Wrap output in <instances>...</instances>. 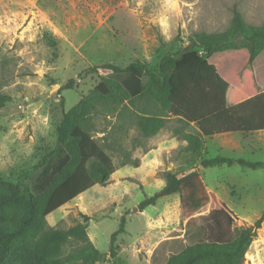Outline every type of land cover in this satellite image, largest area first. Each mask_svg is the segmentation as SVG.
<instances>
[{
	"label": "rangeland",
	"instance_id": "rangeland-1",
	"mask_svg": "<svg viewBox=\"0 0 264 264\" xmlns=\"http://www.w3.org/2000/svg\"><path fill=\"white\" fill-rule=\"evenodd\" d=\"M234 8L248 24L264 21V0H0V93L10 96L0 107V264H89L81 248L107 253L122 216L125 232L117 236V257L127 264H162L161 258L187 242L177 194L139 207L165 185L163 171L179 177L195 158L201 164V153L207 159L264 163V130L249 134L248 143L241 133L203 138L195 125L163 113L153 136L143 138L133 132L129 101L123 99L111 112L108 101L100 104L91 93L101 76L118 79L113 68L123 70L139 60L155 69L161 56L185 49L192 33L224 31ZM82 98L93 104L86 112L91 135L116 170L46 215L41 230L21 235L15 230L27 216L23 190L27 186L38 197L62 169L68 155L59 129ZM204 168L194 166L201 177L205 171L209 193L231 211V228L251 225L262 215L264 167ZM207 213L195 215L196 227L209 229L213 218L204 217ZM213 216L227 225L219 214ZM79 223L90 245L79 239L61 242L49 232ZM161 241L167 244L154 255ZM94 264L112 259L107 255ZM242 264H264V219Z\"/></svg>",
	"mask_w": 264,
	"mask_h": 264
},
{
	"label": "trees",
	"instance_id": "trees-1",
	"mask_svg": "<svg viewBox=\"0 0 264 264\" xmlns=\"http://www.w3.org/2000/svg\"><path fill=\"white\" fill-rule=\"evenodd\" d=\"M118 73V79L101 76L91 93L100 104L108 101L111 112L123 99L129 101L131 107L126 108L130 110L124 109L135 119L132 126L136 136L152 137L156 130L153 126L163 113L195 125L205 137L264 130V21L260 25L248 24L235 8L230 25L224 31L194 32L188 37L185 49L164 54L155 69L134 60L123 70L113 68L112 74ZM90 98L80 99L64 117L58 139L68 159L54 181L38 197L25 186L27 216L15 230L17 233L41 230L46 215L94 184L104 183L116 170L104 145L91 135L86 119L88 108L93 107ZM9 101V95L0 93V107ZM138 163L137 159L133 165ZM223 164H238L243 169L264 167L260 161L222 156L201 161L203 167ZM162 177L165 185L145 197L139 207L143 209L154 205L158 198L177 194L180 218L187 226L186 244L161 258L162 264H242L244 253L264 219V212L251 225L231 228V211L209 193L197 170L179 177L176 172L166 170ZM205 210L208 213L204 217L213 218L209 229L194 224L195 215ZM215 213L223 218L226 226L213 216ZM124 226L122 216L110 235L107 253H100L93 247L81 248L83 261L94 264L108 255L112 264H127L117 257L116 240L125 232ZM195 231L207 239L197 240ZM49 232L60 237L61 242L79 239L90 245L81 223L64 230L50 228ZM165 244L167 241H161L153 254Z\"/></svg>",
	"mask_w": 264,
	"mask_h": 264
},
{
	"label": "crops",
	"instance_id": "crops-1",
	"mask_svg": "<svg viewBox=\"0 0 264 264\" xmlns=\"http://www.w3.org/2000/svg\"><path fill=\"white\" fill-rule=\"evenodd\" d=\"M261 131H263V130H259V131H256V132H261ZM227 133H241V134H242V135H241V136H242V139L245 140V138H246V141L248 140V141H247V143H248V142H249V139H247V138L250 137L249 134H251L252 132H227ZM227 133H223V134H227ZM248 136H249V137H248ZM202 137L204 138L205 136H202ZM240 143H241V142H239V146H241ZM201 155H202V158H203V159H207V158H205V157L203 156V153H201ZM197 160H198V158H197V159L195 158V159H194V162H197ZM194 162H193V165L191 164L192 162L188 164V166H191V167H192V168H190L189 171L195 170V169H194V166H196V168H198V167H202L201 164H200L199 162H197V163H194ZM207 167H210V166H207ZM205 168H206V167H205ZM205 168H204V170H205ZM249 169H250V168H249ZM256 169H257V168H256ZM189 171H188V172H189ZM204 173H205V171H204L203 174H202L203 181H204Z\"/></svg>",
	"mask_w": 264,
	"mask_h": 264
}]
</instances>
